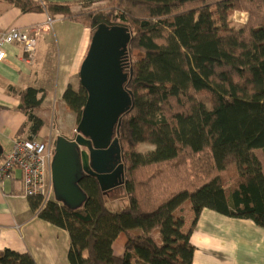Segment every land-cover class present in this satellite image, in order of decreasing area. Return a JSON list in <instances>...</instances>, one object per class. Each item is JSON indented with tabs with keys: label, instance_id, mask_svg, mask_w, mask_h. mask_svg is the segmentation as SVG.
<instances>
[{
	"label": "trees",
	"instance_id": "trees-1",
	"mask_svg": "<svg viewBox=\"0 0 264 264\" xmlns=\"http://www.w3.org/2000/svg\"><path fill=\"white\" fill-rule=\"evenodd\" d=\"M24 12H48L92 26L107 10L128 26L123 57L132 105L116 129L128 204L113 210L96 178L80 185L87 194L76 209L54 198L33 211L69 232L71 264H193L195 246L184 204L195 218L204 208L254 220L264 227V0H10ZM236 11L248 13L240 27ZM95 29L93 28V34ZM39 89L18 93L31 130L44 121ZM63 98L81 120L88 91L67 87ZM154 145L142 152L141 144ZM195 219V220H196ZM125 235L123 252L117 240ZM0 264H38L31 253L0 252Z\"/></svg>",
	"mask_w": 264,
	"mask_h": 264
},
{
	"label": "crops",
	"instance_id": "crops-1",
	"mask_svg": "<svg viewBox=\"0 0 264 264\" xmlns=\"http://www.w3.org/2000/svg\"><path fill=\"white\" fill-rule=\"evenodd\" d=\"M40 1L72 2L73 11L88 8L83 0ZM50 22L39 38L33 63L25 61L22 45L12 43L4 47L5 59L0 61V154L12 151L17 138L52 143L60 135L71 138L76 132L77 114L67 108L63 95L69 85L78 89L81 84L80 70L89 51L93 27L82 20L51 16L46 11L24 12L10 0H0V32L46 26ZM29 87L40 90L41 106L34 114L44 124L38 133L32 132L28 115L19 108L18 93ZM256 152L264 167L263 151ZM185 212L183 231H192L193 264H264V227L254 220L210 208H204L197 219L190 208ZM125 239L121 235L117 240L118 254L123 252ZM69 248V232L42 219L22 195L20 170L0 183V252H28L38 264H71Z\"/></svg>",
	"mask_w": 264,
	"mask_h": 264
},
{
	"label": "water",
	"instance_id": "water-1",
	"mask_svg": "<svg viewBox=\"0 0 264 264\" xmlns=\"http://www.w3.org/2000/svg\"><path fill=\"white\" fill-rule=\"evenodd\" d=\"M92 27L95 32L80 70L88 99L74 138L57 137L51 165L55 198L72 209L87 200L80 185L84 174L96 177L104 192L123 184L125 178L115 134L121 125L120 116L133 102L132 93L125 87L129 73L123 62L132 36L128 26L113 21L110 13L96 14ZM114 151L117 162L112 159Z\"/></svg>",
	"mask_w": 264,
	"mask_h": 264
},
{
	"label": "built area",
	"instance_id": "built-area-1",
	"mask_svg": "<svg viewBox=\"0 0 264 264\" xmlns=\"http://www.w3.org/2000/svg\"><path fill=\"white\" fill-rule=\"evenodd\" d=\"M51 25H36L24 30L9 28L0 32V61L5 59V45L17 43L23 46L25 61L33 63L39 38ZM55 154L52 143L36 138H17L12 151L0 154V183L20 170L22 176V195L40 196L43 205L55 197L53 182L48 181ZM52 178V176H51Z\"/></svg>",
	"mask_w": 264,
	"mask_h": 264
},
{
	"label": "rangeland",
	"instance_id": "rangeland-1",
	"mask_svg": "<svg viewBox=\"0 0 264 264\" xmlns=\"http://www.w3.org/2000/svg\"><path fill=\"white\" fill-rule=\"evenodd\" d=\"M105 3H106V0H100L90 5H92L91 7H97L99 5H104ZM236 12L230 18V25L233 27H240L247 22L248 13L245 12L247 13V17H246V14L243 13L244 11H236ZM99 13L108 14L109 11L101 10ZM78 124H77V127H78ZM55 141L52 142V145H54ZM151 149H154V145L152 144L144 143L139 146V150L142 152H145ZM259 153L262 154L261 152ZM48 181L51 182L52 184L51 172L49 173ZM105 192H106V197L109 200V206L113 210H118L128 204V196H127L124 184L117 185L114 188L106 190ZM183 207L190 208L189 203L184 204Z\"/></svg>",
	"mask_w": 264,
	"mask_h": 264
},
{
	"label": "flooded vegetation",
	"instance_id": "flooded-vegetation-1",
	"mask_svg": "<svg viewBox=\"0 0 264 264\" xmlns=\"http://www.w3.org/2000/svg\"><path fill=\"white\" fill-rule=\"evenodd\" d=\"M75 135H76V132L74 133V135H73L71 138H74ZM54 148H55V143H54ZM113 156H114V157L112 158L113 161H114V162H117V161H116V160H117V157H116V153H115V151H114ZM116 164H117V167H118L119 164H118V163H116ZM114 170H116V167H114L113 171H114ZM87 176L94 177L93 175L86 173V174H84L82 180H83L84 178H86ZM94 178H96V177H94ZM96 179H97V178H96ZM82 180H81V181H82ZM97 181H98V180H97ZM80 183H81V182H80Z\"/></svg>",
	"mask_w": 264,
	"mask_h": 264
}]
</instances>
